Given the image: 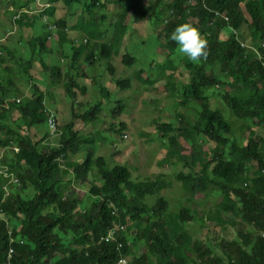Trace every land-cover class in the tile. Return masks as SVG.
Returning <instances> with one entry per match:
<instances>
[{
	"label": "trees",
	"instance_id": "trees-1",
	"mask_svg": "<svg viewBox=\"0 0 264 264\" xmlns=\"http://www.w3.org/2000/svg\"><path fill=\"white\" fill-rule=\"evenodd\" d=\"M134 1L135 5L127 8L121 4L123 9L117 21L108 24V17L102 16L100 11L109 10L115 0H43L45 15L32 19L25 16L20 25L22 28H35L36 22H43V18L48 17L59 28V38H56L61 48L70 49L76 60L84 59L86 64L95 59V64L103 60L108 62L106 67L100 68L104 81L108 78L99 88L104 102L100 108L96 106L90 111L95 113L100 109L91 119L101 112L105 117L119 122L125 115L126 101L123 99L117 100L108 109V104L119 93L133 92L136 87L131 79L125 82L119 78L117 69L111 64H115L116 59L121 60L120 67L132 68L138 62L140 68L134 80L151 84L154 87L152 92L157 95L169 96L163 99H173L178 94L180 98L169 105L170 111L164 107L166 102L157 107L158 114L154 122L163 124L156 138L150 135L145 139L161 146H170L166 160L170 161V157L181 160L186 167V173L182 175L195 196L200 197L210 186L222 196V201L216 204L214 211L208 210L202 214L184 207L177 213H171L169 205L165 203L167 199L161 196L157 208L143 206V210L137 214L139 218H148L149 226L142 235L135 239L126 233L121 235L120 240L127 243L122 252L116 251L117 247L110 243L100 245L99 239L106 235L105 231L95 226H88L84 231L77 230L81 217H74V212L80 201L76 205L60 203L72 186V182L65 184L66 179L76 178L84 183V174L96 165L101 169L109 194L123 193L124 184L128 188H140L144 184L129 183V175L124 167L109 168L104 163L105 159L93 152H87L79 160H72L78 154L74 145L80 139L87 138L84 136L85 128L79 129L81 132L76 129L75 120L63 129L58 146L52 147L50 133L42 141L38 132L48 126V115L42 113L43 101L48 93L43 86L35 83L41 96L34 100L27 99L22 105L13 103L9 114H14L17 120L16 125L13 123L14 130L8 125L0 127V131L7 135V140L0 142L4 143L2 147H12L14 143L21 148L20 154L10 153L3 162L21 178L20 184H12L7 197L5 187L8 181L0 174V214L4 217L2 220L0 218V264L10 263L12 250L16 252L12 264H76L77 254L81 264H116L122 257L130 259L132 264H264V138H255L253 130L254 126L264 127V0H206V5L202 6L204 8L200 6L192 11L186 9L188 0ZM163 1L168 3L166 10H169L172 18L171 24L164 29V35L159 34L158 37L163 36L164 42L156 47L159 48L156 53L163 59L154 64H140L139 58L131 57L133 39L129 29L144 22L150 15L157 22L159 10L165 6ZM145 3H149V7ZM60 6L67 13L57 21ZM217 13L226 16L231 22L215 23ZM190 18L198 19L197 26L206 41L208 55L199 64L181 55L176 42L170 38L175 28ZM70 23L74 36L67 31ZM230 29L244 33V36L237 37ZM78 36L82 40L79 41ZM86 37L93 42L87 45ZM94 41L103 44L99 47V43L95 45ZM32 42L24 47L37 46L42 48L43 54L54 43L49 32ZM242 42L256 48L261 57L253 50L244 49ZM98 47L99 54L93 56ZM141 47L144 46L138 42L133 51L138 55ZM17 48L15 44L10 47L11 57L16 56ZM41 52L35 51L32 60H37L38 54L41 57ZM177 58L183 61L180 66L176 63ZM7 62L8 59L1 63V68L9 71ZM29 67L31 71L33 66ZM58 71L63 70L58 67ZM15 72L17 69L12 71V76ZM1 74L0 99L5 103L9 99V91L2 84ZM31 81L35 82L34 77ZM159 82L164 84V91H160ZM233 85L236 88L234 94ZM214 96L219 97L220 104L232 108L238 120L246 123L242 133L249 127L247 139L242 135L230 138L233 124L225 118L218 105L214 107ZM185 109L189 114L186 118L182 115ZM175 115L177 120L180 119V129H184L181 138L189 146L181 144L172 136L170 121ZM75 119L83 123L89 120L85 116ZM92 123H100V120L94 119ZM209 141L213 142V148ZM93 142L90 139L88 145L91 146ZM147 181L148 184L156 185ZM152 185L146 187L141 194L142 199L154 192ZM104 214L102 209L95 208L93 214L84 219H96L107 224ZM158 214L164 223L153 222L159 218ZM226 214L232 215L233 220H225ZM189 222H198L203 229H211L210 233L215 229L218 238L221 235L219 229L227 230V225L234 226L238 239L220 245L224 248L225 260L213 256L212 251L205 252L215 247V240L214 246L210 247L205 244L211 240L210 237H204L203 241L194 239L184 226ZM153 227H156L155 231ZM129 242L144 249L135 254L128 248ZM213 252L219 255L214 248Z\"/></svg>",
	"mask_w": 264,
	"mask_h": 264
},
{
	"label": "clouds",
	"instance_id": "clouds-1",
	"mask_svg": "<svg viewBox=\"0 0 264 264\" xmlns=\"http://www.w3.org/2000/svg\"><path fill=\"white\" fill-rule=\"evenodd\" d=\"M2 1L3 6H0V10H2V8H8L7 5L10 0ZM130 1L132 3L134 0ZM122 2H124V0ZM187 3L189 5L186 9L192 11L197 7L205 6L206 0H188ZM132 5H135V3L129 5V7ZM144 5L146 6V4ZM166 5H168L167 2L165 3L164 7L160 8L161 10H159L157 16V22H162L163 25L162 27L157 28V31H159L157 33L158 37L159 34L164 35V29L168 24H171L169 23L172 20L171 13L169 12V10H166ZM38 7L40 9L45 8L43 0H14V3L8 8V12H4L7 16H9L10 21L12 22L13 26H15L16 30L13 32L8 31L6 37L0 38V73L2 72V84L9 91V99H7L5 103H3V100L0 99V127L8 125L9 128L13 129V123L16 125L15 121L17 120H15V115L13 114L11 116V114H9L12 110V107L14 106L13 103L17 102L18 105H22L27 99L34 100L37 96H41L39 89L35 86L36 83L43 86L48 93L45 101H43L42 108V113L48 115V126L42 128L41 132H44L45 137L50 133V141L53 144L52 147L58 146L57 142L63 135V129L67 126H70L73 120H75L77 125L76 129L78 128L77 130L79 132H81V130H79L81 129V126H89L91 128V131L89 133H85L84 136H86L87 138L80 139L79 143H76V145H74L78 154L74 156L72 160H79L80 158L84 157L87 152H93L97 154L100 151H105L106 153L102 156L97 155L98 157H103L105 159V165L108 164L109 168H115L117 166L124 167L126 173L129 175V183H132L134 185L144 184L140 188H128L124 184L122 185L123 193L109 194L107 192V183L100 173L101 169L96 165L93 170L90 169L87 173L84 174V183L77 181L76 178L66 179L65 184L72 182V186L67 197L62 199L60 203H72L76 205V202L80 201L76 212H74V217H81L77 230L80 229L81 231H84L88 226H92L93 228L95 226L96 228L106 232V235L100 237L99 239L100 245L110 243L117 247L116 251L122 252V250L125 249V244L127 245V243L120 240L121 235L123 233H126V235L128 236L134 237V239L137 238V236L142 235L149 226L148 218H139L137 217V214L143 210V206H147L150 209L157 208L160 203L159 200L161 196L167 199L165 203L169 205L171 213H177L181 207L198 210L199 212V209L194 207H196V204L200 202L201 196L206 194L210 190L213 191L214 189L208 186L207 189L203 191L202 194H200V197L195 196L191 187L187 184L182 175L183 172L186 173V167L180 162L181 160H173L172 157H170V161H167L166 155V157L160 160V162L158 161L159 163L157 162L158 166L151 163L152 166L149 167V169L154 172L151 175L143 174L141 172V168L133 166L129 162L127 154L138 153L140 151L136 144L137 134H139L140 136H143L144 134L146 136L151 135L152 138H156V136H158L159 134L158 129L161 128L160 126L163 123L154 122L153 120L152 124L154 133L149 134L144 133V131L141 129L134 128L128 121L124 119V117L123 119L119 120V122H117L110 117H105L104 114H101V112L96 118H94L100 120V123H92L94 120L91 119L92 116L100 109L95 113H91L90 111H92L96 106L100 108L101 104L104 102V98L99 90L100 86H102V82L104 81V74L100 70V68L106 67L108 65V62L103 60L101 63L95 64V59L92 60L89 64H86L84 59L76 60L70 49L61 48V45L56 38L59 28L55 23H52V21L49 20L48 17L43 18V22H41V20L36 22L37 26L35 28H22L20 24L24 20L25 16H29L32 19L33 17H41L45 15V11L43 9H38ZM47 9H49V7ZM166 16H168V18H166ZM149 17H151L152 19L154 18L152 15H150ZM223 21L228 24L231 22V20L226 16L222 15L221 13H217L215 23ZM40 24L45 25L47 31L49 32V35L54 42L52 43V47L46 50L47 52H45V54L41 52L42 48H39L37 46L32 45L26 48L24 47V45H29L32 41L44 35L39 33ZM197 25L198 19L190 18L185 23L178 25L172 32L170 38L172 41L176 42L178 46L177 51L181 55L186 57L192 63L199 64L202 59L207 58L208 53L206 50V41L201 36L202 31L199 30V27ZM213 25L214 24H210V26ZM67 31H69L73 35L74 31H72V23L69 24V28L67 29ZM230 31L237 37L244 36V33H241L239 31H233L231 29ZM77 38L79 41L82 40L80 36H78ZM90 42H93V40L91 41L86 37L85 43L88 45ZM94 43L95 45H97L99 42L94 41ZM13 44L18 46L16 56L14 58L11 57L9 52V49ZM101 44H103V42L99 43V47ZM241 44L244 49L253 50L257 53L259 58L261 57V53L256 48L244 44L243 42ZM99 47L96 49L93 56H97L99 54ZM157 49L159 48H156L155 52L157 51ZM262 49H264V45L262 46ZM166 50L168 51V48H166ZM35 51L41 52L42 56L40 57L38 54L37 60L33 61L32 57L35 55ZM24 55L26 56V58L28 57L29 60L19 61V59ZM6 59H8L7 64L10 68L9 71L1 68V63H4ZM261 60L263 59L261 58ZM121 63V60L117 59L115 64L111 62V64L117 69V72L121 68L131 69V67H120ZM30 65L33 66L31 71L29 67ZM60 65L64 67L62 72L58 71V67ZM135 65L136 63H134V66ZM25 68H27V71H25ZM14 69H17V72H15L14 76H12V71ZM157 70H159V66H157ZM118 75L119 78L121 80H124L125 82L131 79L133 81V85H136L135 90L138 86H142L145 88L148 87L147 96L143 95L141 92L134 93L135 90L132 93L133 95H136L140 103H146L147 105L151 106V109L157 108L158 106H160V103L162 104L163 102H166L164 104V107L168 111H170L171 108L169 105L171 103H176V98H180V96L177 94L173 99L155 100L151 97L152 93L150 94L149 89H154L151 84L148 85L143 84V82L135 81V78H133L134 76L131 77L125 74H119V72ZM32 77H34L35 82L31 81ZM36 77H38L39 79L36 80ZM234 89L236 88L233 87V94L235 93ZM130 100L132 99H127L126 102H124L126 108L125 115L128 113ZM83 104L87 106L85 110L82 109ZM228 109L231 114L235 115V111L232 108ZM177 115L173 116L171 118L172 120L170 121V123H172V136L177 138L181 144L189 146L188 143H186L185 140L181 138L184 129H180V119L177 120ZM182 115L185 116V118L187 117V114L185 112H183ZM82 116L89 118L87 123H83L80 119H75L76 117ZM102 117L105 118V120L102 121ZM225 118L230 121L226 116ZM107 125H109L108 128H106ZM41 132H38V135L43 141V138L45 137L41 134ZM94 135H96L95 139ZM90 139L94 140L91 146L88 145ZM6 140V132L0 131V142ZM148 143L153 142H147L146 140L143 145L145 146ZM208 143L213 144V142L210 141ZM3 144L4 143H0V174L8 181V184L5 187V197H7L9 195L12 184H20L21 178L17 172H13L11 168L9 166H5L3 162L4 160H6V157L10 155V153L15 152L17 155L20 154L21 148L14 145V143L12 147L3 148ZM80 145H82V147ZM166 149L169 150L170 146H164L163 150L166 151L165 154H167ZM181 167H183L182 171ZM147 180L154 182L156 185L148 184L149 181ZM148 185L153 186L154 192L152 194H149V197H145L142 199L141 194L144 192ZM212 194L217 195L218 193L217 191H213ZM73 197L75 198L73 199ZM173 204L175 205V209L173 208ZM136 205L138 207H136ZM94 207L103 210V212L105 213L103 216L108 221L107 224H103L100 220L96 219H84V217L93 214L95 209ZM214 210L215 207L213 211ZM165 216L168 215H166L165 213ZM225 216H228V218L232 217V215L226 214L224 215L225 220L228 219L225 218ZM3 218L4 217H2L1 220ZM230 220L232 219L230 218ZM153 222L164 223V220L159 215V218L154 219ZM189 223H186L184 225L186 231H188V233L193 236L194 239L200 238L192 235V233L189 232V230L187 229V224ZM226 227L227 230L219 229L221 231L220 238L215 235V229L211 233L209 232V236L207 237H210L211 240L205 242L206 245L213 247V240H215V247L213 248L219 255L214 254L213 248L208 249L205 252L212 251L213 256L221 257L224 260L226 258V254H224V248L220 245H222V243L226 241H230V243L233 242L231 241V239L225 237L224 233L228 231L229 227H231L233 229V232L236 233L233 225H227ZM153 229L155 231L156 227H153ZM236 237L238 239L237 234ZM200 240L203 241L204 239ZM207 243H212L213 246ZM22 245L25 246L24 244ZM128 248L133 250L135 254H138V252H140H135L136 248H134V245H131L130 242L128 243ZM15 253V250L11 251L10 263L8 264H12L11 262ZM76 264H81V260L78 254L76 256ZM87 264H89V262ZM116 264L132 263L127 257H122L116 262Z\"/></svg>",
	"mask_w": 264,
	"mask_h": 264
},
{
	"label": "rangeland",
	"instance_id": "rangeland-1",
	"mask_svg": "<svg viewBox=\"0 0 264 264\" xmlns=\"http://www.w3.org/2000/svg\"><path fill=\"white\" fill-rule=\"evenodd\" d=\"M14 3V0H10L8 2V8ZM125 5H124V4ZM123 4V6L125 8H127V6L134 4V1L131 3L130 0H124V2H122L121 0H115V2L113 3V5L109 6V10H101L100 14L102 16L106 15L108 17V24H114L117 19H118V15L121 14V10L123 9V7H121L120 5ZM146 6H149V3H145ZM127 5V6H126ZM0 6H3V1L0 0ZM8 8H2V10H0V38H4L6 37V35L9 32H13L15 31V26H13L12 22L10 21L9 16H7L4 12H8ZM61 10L59 12V14L57 15L56 20L59 21V19H62L61 17H63L67 12L63 11L62 6H60ZM81 9V8H80ZM166 18H168V16H166ZM145 22V23H144ZM144 22H140L137 24V26L133 27L132 29H129V32L132 33V35L130 37H132L133 41L131 42V57L132 58H139L138 61H140V64H154L155 62H159L161 60L160 56H158V54L155 52L156 47H158L161 42H163V36L161 38H158V32L156 31L157 28L162 27V22H156L155 19L148 17ZM36 32V31H35ZM34 33V32H33ZM39 33L40 34H47L48 31L45 27L44 24H40L39 25ZM152 35V36H151ZM241 35V34H240ZM40 36V35H39ZM81 37V36H80ZM82 38V37H81ZM111 38V36L109 35V39ZM138 42H141V44L144 47H141V52H139V54L137 55L133 49L134 46L136 44H138ZM126 43L124 44L125 48ZM127 51V50H126ZM152 51V52H151ZM159 51V50H158ZM151 53V54H150ZM123 54H125V52H123ZM29 58L24 55L23 57H21L19 59V61H28ZM176 63L178 66H180L181 64V58H177L176 59ZM140 68L138 62L137 64L132 67L131 69H127V68H121L118 72L119 74H125L128 76L133 77L135 75V73L137 72V70ZM108 78L105 79V81L103 82H107ZM160 91H164V84L163 83H159L158 84ZM233 87L235 88V85H233ZM148 88V87H146ZM145 87L142 86H138L136 88V90L134 91V93L136 92H141L143 95H148L147 90ZM150 92H152V89H149ZM56 94V93H55ZM209 94L211 95V92H209ZM154 96L153 99H163V98H168V95H157L155 94V92H152V97ZM216 98V102L214 103V107L220 108L224 115L231 121V123L233 124V135H230V138H236V137H240L242 135L246 137V139L249 137L250 135V131H249V127L247 128V131L242 133V128L245 126L246 123H244L243 121L238 120V117L236 115H233L230 113L229 109L227 106L220 104L219 102V97L218 96H214ZM127 100V99H132L129 101V109H128V113L124 116V119L126 121H128L134 128L136 129H141L144 131V133L149 134V133H154V128H153V120L156 118L157 116V108H153L151 109V106L147 105L146 103H140L136 97V95H133V93L131 91H126L125 93H119L117 95V97H115L111 103L108 104V109L112 108L115 104L117 100ZM215 101V100H214ZM87 106L82 107V109H86ZM193 108V107H192ZM183 112H185L188 116V110H182ZM191 117V116H190ZM101 120H105V118H101ZM172 120V119H171ZM109 125L106 126V128H108ZM81 128H85V133H89L91 131V128L89 126H81ZM253 130L255 131L254 137L256 138V136L258 137V139L264 138V127L261 126H254ZM41 134L45 137L44 132H41ZM145 134L143 136H140L139 134H137L136 137V144L138 146V149L140 150L138 153H128L127 156L129 158V162L133 165V166H137L139 168H141V172L145 175H151L152 173H154L152 170L149 169V167H151V163L153 165H157L160 162V160H162L164 157H166V151H164V146H161L160 144L156 143H148L147 145H143L146 140H145ZM210 147L213 148V144H210ZM168 151V149H166ZM144 151V153H143ZM105 151H100L97 153V155H103L105 154ZM159 161V162H158ZM158 162V163H157ZM183 170V167H181V171ZM213 191H208L206 194L201 196V200L200 202H198L196 204V207L194 208H198L199 212L202 214V212L204 211H208V210H213L215 205L220 203L222 201V196L221 195H214L212 194ZM75 197H73L74 199ZM173 208L175 209V205L173 204ZM2 214H0V218H2ZM225 218H228V216H225ZM232 219L233 220V216L229 217L228 219ZM187 229L189 230L190 233H192V235L196 236V237H200V239H204V237L209 236V232L211 229H203V227L195 222V223H189L187 224ZM224 236L227 237L228 239H231V241H234L235 239H237L236 237V233L233 232V229L231 227H229L228 231L224 233ZM212 245V243H207ZM213 246V245H212ZM134 248H136L135 252H138L140 250H143V247H140L138 245H134Z\"/></svg>",
	"mask_w": 264,
	"mask_h": 264
},
{
	"label": "bare ground",
	"instance_id": "bare-ground-1",
	"mask_svg": "<svg viewBox=\"0 0 264 264\" xmlns=\"http://www.w3.org/2000/svg\"><path fill=\"white\" fill-rule=\"evenodd\" d=\"M58 33H59V32H58ZM58 35H59V34H58ZM58 35H57V36H58ZM58 38H59V36H58ZM32 43H33V42H32ZM151 52H152V51H151ZM150 54H151V53H150ZM59 68H61V69L63 70L64 67L60 65ZM193 77H194V76H193ZM118 83H119V82H118ZM199 89H200V88H199ZM55 95H56V94H55ZM81 135H82V134H81ZM50 219H51V218H50ZM202 222H204V221H202ZM238 225H239V224H238ZM243 226H244V225H243ZM206 227H207V226H206ZM238 237H239V236H238Z\"/></svg>",
	"mask_w": 264,
	"mask_h": 264
}]
</instances>
